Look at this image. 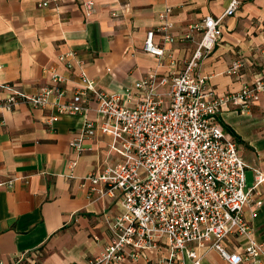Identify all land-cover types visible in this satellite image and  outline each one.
Returning <instances> with one entry per match:
<instances>
[{
	"label": "crops",
	"instance_id": "1",
	"mask_svg": "<svg viewBox=\"0 0 264 264\" xmlns=\"http://www.w3.org/2000/svg\"><path fill=\"white\" fill-rule=\"evenodd\" d=\"M0 0V101L13 86L34 95L51 87V72L65 78L66 101L79 87L83 70L99 90H132L135 81L181 72L201 39V32L184 35L190 25L205 17L220 16L228 0ZM92 1L87 18L82 3ZM166 8L176 40L164 43L163 59L143 51L146 33L155 31L158 14ZM112 14H115L113 16ZM155 42L161 43L156 32ZM74 53L68 69L60 55ZM240 60L242 77L229 75L230 65ZM264 73V0H244L235 15L224 18L221 38L204 57L194 74L205 79L212 95L235 94L242 82ZM165 87H159L163 93ZM95 103L88 101L82 114H59L53 104L13 111L0 108V184L16 178L11 189L0 186V264H11L20 254L39 249V264H85L109 243L108 221L120 212L117 197H100L89 175L97 168L119 161L109 153V135L99 136L92 151L77 155L69 142L85 120L95 118ZM217 121L235 141L247 165L248 186L255 170L264 174V96L247 108L222 110ZM264 199V182L258 186ZM244 219L253 239L264 244V203L246 205ZM230 249L241 251L243 238L229 239ZM199 253L200 250L196 249ZM166 248L148 250L145 256L120 264H158ZM264 264V258H261ZM186 264H189L187 261ZM200 264H228L214 250ZM241 264H246L245 262Z\"/></svg>",
	"mask_w": 264,
	"mask_h": 264
},
{
	"label": "built area",
	"instance_id": "2",
	"mask_svg": "<svg viewBox=\"0 0 264 264\" xmlns=\"http://www.w3.org/2000/svg\"><path fill=\"white\" fill-rule=\"evenodd\" d=\"M44 0L41 7L56 3ZM244 0H228L218 17H205L190 25L185 38L201 32L192 57L181 72L157 78L155 74L137 80L132 90L112 93L99 90L96 83L80 70V87L67 98L65 78L51 72V87H40L29 95L13 86L0 101V108L13 111L25 104L44 108L53 104L59 114H82L87 103H95V118L85 120L69 147L81 155L91 152V142L109 135V153L119 157L110 166L95 169L88 177L92 191L99 185L100 197H117L120 212L108 221L111 233L102 252L85 264H120L125 258L134 261L148 250L166 248L158 264H200L214 250L228 264H262L264 244L253 239L244 219V207L260 208L264 199L258 186L264 174L255 170V180L248 186L247 165L238 154L235 141L217 121L224 109L247 108L264 96V73L244 81L231 95H212L205 90V79L194 74L199 62L221 38L224 18L233 16ZM87 18L94 13V3H82ZM171 8L158 14L160 25L146 33L143 51L158 60L165 56L164 43H172ZM115 16V14H112ZM162 42H155V33ZM74 53L60 55L70 69ZM240 60L227 73L242 77ZM159 87H165L163 93ZM16 178L1 183L11 189ZM243 238L241 251L230 249L229 239ZM196 249L200 250L199 253ZM39 249L18 255L11 264H39Z\"/></svg>",
	"mask_w": 264,
	"mask_h": 264
}]
</instances>
